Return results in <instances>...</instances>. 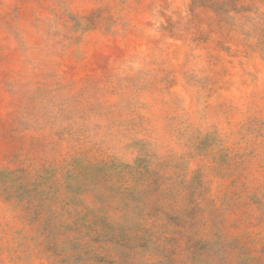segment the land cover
<instances>
[{"label":"rangeland","instance_id":"rangeland-1","mask_svg":"<svg viewBox=\"0 0 264 264\" xmlns=\"http://www.w3.org/2000/svg\"><path fill=\"white\" fill-rule=\"evenodd\" d=\"M0 264H264V0H0Z\"/></svg>","mask_w":264,"mask_h":264}]
</instances>
